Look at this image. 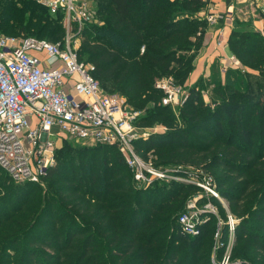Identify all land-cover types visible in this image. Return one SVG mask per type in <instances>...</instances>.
I'll use <instances>...</instances> for the list:
<instances>
[{"label": "trees", "instance_id": "1", "mask_svg": "<svg viewBox=\"0 0 264 264\" xmlns=\"http://www.w3.org/2000/svg\"><path fill=\"white\" fill-rule=\"evenodd\" d=\"M97 3L101 23L84 26L78 61L94 66L103 92L120 95L140 113L136 126L157 122L167 128L135 141V151L162 170L183 164L211 171L238 220L229 263L264 264V15L260 32L236 21L226 41L228 52L258 74L228 70L224 85L214 81L221 95L213 108L202 104L196 86L185 89L187 100L176 109L188 122L181 127L161 103L156 82L172 77L177 85L186 83L208 27L199 15L208 0ZM62 19L61 11L51 14L36 0H0V35L54 41ZM209 131L217 138L210 140ZM96 145L70 150L76 160L67 163L58 160L59 151L40 179L44 189L15 184L0 170V264L13 245L19 247L14 264H41L40 258L43 264H212L200 251L214 217L194 237L177 225L185 194L195 187L171 181L136 188L118 151Z\"/></svg>", "mask_w": 264, "mask_h": 264}, {"label": "built area", "instance_id": "2", "mask_svg": "<svg viewBox=\"0 0 264 264\" xmlns=\"http://www.w3.org/2000/svg\"><path fill=\"white\" fill-rule=\"evenodd\" d=\"M37 1L51 14L61 11L63 22L73 25L76 34L66 36L62 44L0 35V170L15 184L37 182L54 165L58 135L113 147L123 158L136 188L175 181L203 190L204 205L200 207L197 201L201 196H195L185 202L177 217L180 232L198 236L201 226L210 217H217L211 199L219 201L221 196L210 176L176 168L162 170L135 151L134 142L148 137L135 125L140 113L120 97L102 92L92 76L94 66L78 61L73 45L74 37L95 17L91 0ZM254 1L251 5L257 14L264 15V0ZM229 17L231 13L204 15L208 27ZM156 88L163 93L161 103L170 108L177 109L187 100V92L172 77L158 80ZM53 129L58 133H52ZM217 223L222 225L220 220ZM236 223L227 215L224 227L230 237H234ZM214 264H230L228 251Z\"/></svg>", "mask_w": 264, "mask_h": 264}, {"label": "rangeland", "instance_id": "3", "mask_svg": "<svg viewBox=\"0 0 264 264\" xmlns=\"http://www.w3.org/2000/svg\"><path fill=\"white\" fill-rule=\"evenodd\" d=\"M90 2H91V5H92V8H93V11H94L93 15H95V17H94V19L92 21V24H99V23H101V20L96 15L97 7H98L97 0H91ZM199 15L202 16L201 14H199ZM256 16H259V15L256 14ZM257 18L259 19V17H257ZM246 20L247 19L244 20L240 16L239 19H238V22H245ZM245 24H248V26H249L248 28L249 29L252 28L253 30H256V31H259V32L262 30V28H261L262 26H260L259 23H258L257 27H255L254 24L249 22V21H246ZM61 28H62V32H61L60 37H56L54 41L46 39L45 37H42V39H45L46 41H49V42L62 44V42L65 40L66 36H74L76 34L75 27L73 25L72 26L71 25L67 26V24H65L63 22V19H62V23H61ZM80 42H81V32L78 34V37L77 38L74 37V40H73V45L76 47V49L79 48ZM225 44H226V42H225ZM198 51H199V49L197 50V53H196V55H195V57H194V59L192 61L193 70H192L190 76L188 77V79H187L185 84H183V82H181V83L178 84V86H180L184 91H186L185 89H188L190 87L196 86V88H198V90H199V92L201 94V102H202V104L207 106L208 108H213L214 105L216 104L215 102L217 100H219V98H220L219 96L221 95L219 92H217V87L215 88L214 81L217 80L219 82V84H223L224 85V83H225L224 77H225V74L227 73L228 70H230V71L238 70L242 74H243V72L244 73H251V74H254V75L258 74L257 71H255L252 66H250L248 64H242L241 62H238L231 54H229V56H226V55L224 56L223 55L224 57L220 58L218 56L219 53L216 55V57L218 56L217 59H215L216 57L213 58V61H215V62H212L208 66L206 65L207 73L206 74H204V73L200 74V70L201 69H199L197 64L194 67V61H195V58H196V56L198 54ZM216 52H218V51H216ZM44 67L47 68L45 64H44ZM195 68H196V70H195ZM213 68H214V70L216 68V70L213 71ZM203 70H205V66L203 67ZM215 72H216V76H213V74ZM109 95H115V96H118L121 99H123L120 95L115 94V93L114 94L109 93ZM250 110L253 111V107H251ZM171 113H172L173 116H175V121L177 122L178 126H181V127L188 126V122L186 120H184L179 115V113L176 110V108H172L171 107ZM208 126L209 127L211 126V128H212L213 125H212V123H209ZM224 126L225 125H223V127ZM137 128H138V130H140V132H144V133H146L148 135V137L146 139H148L153 134L163 133V132H166V130H167L166 127L160 125L157 122L149 124V125H146V126H142V127L137 126ZM52 133L55 134V133H58V131L53 129ZM214 133L215 132L209 131L208 137L209 138L212 137L210 140L217 138ZM56 141H57L56 142V151L57 152L55 151V153H54V164H55V161H56V155H57V153L59 154V151H61V155L58 157V160L60 162L67 163L66 160H68L69 158H71L73 160H76V158L74 159L73 156L69 155L70 150L73 153H78V152H80L81 148H84V147L93 148L94 146H97L95 143H93L90 140H79V139H74V138H71V137H67L65 135L56 136ZM68 147H70L69 150L67 149ZM256 151H257V145L254 144L253 154ZM150 155L151 154H149L148 158H150V159L155 158L154 155H151V156ZM75 165H76V163H75V161H73V166H75ZM174 168L179 169L180 171L186 172V173H189V174L198 173V174H200L202 176H205V177H206V175H208V176H210L212 178V181L214 182V180H213L214 179V177H213L214 175H213V173L211 171H206V170H203L201 168H197L195 166L183 165V164H179V165L172 164L170 166H166V169H174ZM34 183H36L37 184L36 186H38L39 188H42V189H44L45 186H46L45 181L38 180L37 182H34ZM158 183H160V182H158ZM193 187H195V189L192 188L193 190L191 192H187V194H185V198L184 199L188 201L189 199H193L195 196H201V198L198 199V201H197V203L201 207L206 202V198H205L206 195L203 193V190L201 188H199L197 186H193ZM35 194H39V191H36L34 193V195ZM182 201H184V200H182ZM219 201H217V202L210 201V204L214 207V209L216 211L217 217H214V219H215L214 226L215 227L213 228V231L210 232L208 234V236H206V238H204V242L202 244L201 251H200L201 254L205 253V256H206L205 260L208 262V258H209V260L211 261L212 264L217 263L216 261H217V259L219 257L218 253H219V251H221V248L218 246L220 243H225L224 252L228 251L230 260L232 258L231 255H230V251H231L232 246L234 244L233 234L230 237L229 233H225L224 223L226 221L227 215H230L229 211H228L227 202L222 197H220ZM68 210L72 214H75L70 208H68ZM218 220H220L222 225L217 226ZM236 221L238 223V220H236ZM217 232H218V235H217ZM226 232H227V229H226ZM227 248H229V250ZM16 251H19V247L17 245L10 246L9 247V253L4 258V261H3L2 264H14V262H15L14 260H16V258L18 256V253H16ZM224 252H223V255H224ZM40 260H41V264H43L44 262L42 261L41 258H40ZM48 264H50V263H48Z\"/></svg>", "mask_w": 264, "mask_h": 264}, {"label": "crops", "instance_id": "4", "mask_svg": "<svg viewBox=\"0 0 264 264\" xmlns=\"http://www.w3.org/2000/svg\"><path fill=\"white\" fill-rule=\"evenodd\" d=\"M251 3L255 4V1L208 0L206 9L203 11V13H201V15H206L208 13H217L221 15L223 13H231V17L219 21L218 25L215 27H207V29L204 31L202 36V45L199 48L198 54L194 61V67L197 64L199 69H201L200 74L207 73L206 65L208 66L212 62H215L213 61V58L216 57L218 53L220 58L224 57L225 55L229 56L230 53L226 48L225 42L227 41L228 35L235 22L238 21L240 16L244 20L247 19L246 21L253 23L255 27H257L258 23L260 26H262L261 15L256 16L258 11H256V8L252 6ZM257 17H259V19ZM219 40H222L220 44H218ZM218 56L215 59H217ZM204 66L205 70H203Z\"/></svg>", "mask_w": 264, "mask_h": 264}]
</instances>
